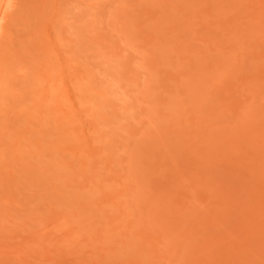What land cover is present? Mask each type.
<instances>
[{
  "label": "rangeland",
  "instance_id": "374dc122",
  "mask_svg": "<svg viewBox=\"0 0 264 264\" xmlns=\"http://www.w3.org/2000/svg\"><path fill=\"white\" fill-rule=\"evenodd\" d=\"M11 3L0 264H264V0Z\"/></svg>",
  "mask_w": 264,
  "mask_h": 264
},
{
  "label": "bare ground",
  "instance_id": "6f19581e",
  "mask_svg": "<svg viewBox=\"0 0 264 264\" xmlns=\"http://www.w3.org/2000/svg\"><path fill=\"white\" fill-rule=\"evenodd\" d=\"M0 38L10 16L11 0H0Z\"/></svg>",
  "mask_w": 264,
  "mask_h": 264
}]
</instances>
